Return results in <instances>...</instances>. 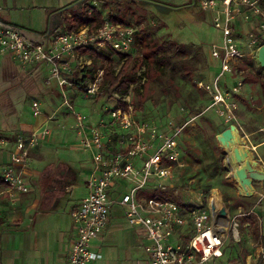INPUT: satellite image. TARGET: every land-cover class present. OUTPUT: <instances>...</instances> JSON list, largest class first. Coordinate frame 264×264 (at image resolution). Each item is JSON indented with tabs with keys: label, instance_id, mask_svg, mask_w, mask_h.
Wrapping results in <instances>:
<instances>
[{
	"label": "built area",
	"instance_id": "built-area-1",
	"mask_svg": "<svg viewBox=\"0 0 264 264\" xmlns=\"http://www.w3.org/2000/svg\"><path fill=\"white\" fill-rule=\"evenodd\" d=\"M198 3L211 14L222 36L210 48L212 58L220 61V73L212 84L200 81V86L211 94L212 106L220 115L241 126L236 114L238 102L231 92L236 94L244 86L242 76L246 75V68L242 62L251 61L264 44L263 0H198ZM138 32L139 27L131 23L103 17L100 26L80 24L63 28L46 41H34L20 27L0 20V57H11L22 68L47 66L50 80L56 81L60 89L62 107L74 118L70 127L76 131L79 146L92 154L93 163L86 181L89 192L71 212L76 235L67 254L68 264H91L102 257L101 252L92 249V240L106 230L111 208L117 201L127 206L128 222L142 229L149 264H213L222 256L231 236L240 240L242 211L232 214L218 188H211L207 195L196 191L183 203L164 196L142 195L150 185L153 189L164 187L174 177L175 166L185 165L186 152L180 136L196 116L182 122L173 112L165 124L144 120L136 116L131 94L121 96L114 92L116 106L107 111L111 118L91 122L84 113L77 112L71 99V89L83 90L87 97L98 96L105 64L93 66V53L110 49L117 54L135 56ZM75 71L82 72V78L73 79ZM227 73L234 78L233 84L227 81L221 86L220 79ZM32 108L35 116L44 113L39 100H33ZM53 118L54 115L47 116L46 122ZM117 126L120 131L116 130ZM51 133L49 124H45L38 130L15 136L11 161L0 172V182L12 194L33 189L28 179L31 151ZM6 142L7 138L0 132V145ZM257 159L264 172V161L261 157ZM120 180L128 181L131 186L117 200L112 190ZM223 209L226 213H222ZM261 255L264 257V249ZM0 264H3L1 258Z\"/></svg>",
	"mask_w": 264,
	"mask_h": 264
},
{
	"label": "rangeland",
	"instance_id": "rangeland-1",
	"mask_svg": "<svg viewBox=\"0 0 264 264\" xmlns=\"http://www.w3.org/2000/svg\"><path fill=\"white\" fill-rule=\"evenodd\" d=\"M79 7L81 6H77L75 3L68 6L69 12L66 13V17L70 16L69 22H74L72 14L87 17L90 14H88V10L93 11L96 8L103 12L104 18L114 14L117 20L139 27L136 56L143 58L145 52H150L148 49L157 48L154 55L153 53L149 54L148 58L145 56L146 65L139 71L141 74L147 70V80L142 79L141 82L130 85V100L138 118L165 124L166 119L173 112L178 114L181 121L191 115L196 116L181 134V145L185 149L186 155L189 156V163L178 169L176 175L168 180L164 187H161L165 193L164 197L179 202V199L183 200L184 197H189L196 191L207 195L212 187L218 186L224 191L225 201L233 213L239 212L237 206L240 204L243 207V212L257 206L255 214L260 224V236L257 237L253 233L249 222H242L241 215L240 240H234L231 236L224 246L222 256L216 258L213 264H251L253 260L259 259L261 257L259 252L264 245V196L260 194L264 193V182L253 178L254 192L252 194L241 193L239 189L249 191L251 186H244L235 175H232L227 162V151L218 137L231 124H236L240 136L248 143L255 158L260 156L264 158V147L263 151L259 148L253 149L252 143L246 135V132L255 130V138L264 139V66L258 58L259 50L251 61L242 62L244 68L250 67L246 75L242 76L244 81L242 92L239 91L236 94L231 92V97L234 99L238 97L239 100L236 114L241 127L235 121L227 120L220 115L212 106L211 94L204 86H200V81L212 84L220 73V61L212 58L210 48L211 44L220 41L222 36L214 26L211 14L200 7L198 0H125L121 6L113 8L110 5L104 6L102 0H91L81 8ZM63 28H67L66 23ZM26 35L34 38L30 33H26ZM262 38L264 40L263 36ZM171 41L180 46L178 52H175L174 45L169 44ZM244 41L248 43L246 39ZM161 47L163 50H158ZM122 64L123 60L117 65V73ZM99 66L101 65H98L97 68ZM48 75L47 66H40V69L35 73H29L21 69L14 59L0 60V131L2 133H10L8 131L9 121H13V126L17 128L20 124L17 121L18 118L28 120L34 116V110H32L34 99L44 101V95L47 96V101L44 102L47 103L49 112L55 110V103H62V100L56 102V96L51 91L43 93L41 87L45 86L48 78L50 80ZM82 75V72L75 71L73 79H80ZM227 81L233 84L234 78L230 73L221 77L219 84L224 86ZM52 82L55 81L52 79ZM136 86H139L138 91H136ZM69 92L71 99L76 104L77 112L84 113L88 116L89 121L111 118L107 111L116 106L113 96L103 93L101 95V91L96 97L85 96L83 90L72 89ZM16 93L20 95L19 99L13 98ZM115 128L117 131L121 130L118 126ZM260 128L263 129L260 130ZM60 130L63 133L66 129L63 127L52 129L51 142L56 143L63 140ZM109 131L113 132V129L109 128ZM67 134L69 150L56 147L49 151L50 157L56 161H69V165L78 172L77 184L81 186L86 178L85 169L92 166V154L83 150L82 147L80 148L76 139V131L69 128ZM256 159L255 164L258 166ZM250 174L252 173L250 172ZM88 192V189L82 187L72 193H64L56 199L50 208L39 209V213L36 215L38 219L37 233H34L36 248H56L62 239L65 243L68 240L70 242V237L75 229L71 215L72 209ZM142 193L144 195L151 194ZM126 210V205L116 203L112 206L111 213L113 215L122 214ZM123 220L126 221L125 218ZM126 227H131L128 222ZM110 238L118 241L114 246H111L116 257L112 264H118V254H122V257L125 254L128 255L135 245H130V248H122L127 244L123 230L115 235L110 234ZM62 243L64 245V242ZM106 248L110 250L109 246ZM37 250L34 252L35 256ZM136 252L137 262L125 259L124 261L129 262L126 264H149V258L142 246L137 247Z\"/></svg>",
	"mask_w": 264,
	"mask_h": 264
},
{
	"label": "crops",
	"instance_id": "crops-1",
	"mask_svg": "<svg viewBox=\"0 0 264 264\" xmlns=\"http://www.w3.org/2000/svg\"><path fill=\"white\" fill-rule=\"evenodd\" d=\"M89 1L91 0H0V20L20 27L24 32L26 31L25 34L30 33L34 37L30 38L27 35L31 40L46 41L55 32L63 29V26L67 22L66 13L69 12V5L75 3L77 4V6H83ZM7 58L13 59L11 57L1 56L0 60H5ZM16 63L18 64L17 61ZM20 68L28 71L29 73H35L38 69H40V66L32 65L27 68H22L20 66ZM48 79L45 82V86L41 87L43 89V93L51 91L52 94L56 96V102L58 100L61 101L62 95L59 87L56 84V81L53 83L52 80ZM16 94L13 95V98L19 99L20 95L18 93ZM47 98L48 97L44 95V101H47ZM34 100L41 101V107L44 113L40 116H35L33 114L34 116L30 117L28 120H21V118H18L17 121H19L20 124L17 128L13 126V121H9L8 131L10 133L7 134L3 132V134L7 138V142L0 145V172H2L11 161L16 135L21 133L27 134L32 131L38 130L45 124H49L51 130L55 127H63L66 130H64L63 133L60 130L63 135V140L53 143L50 141V134L47 140H45L40 146L34 148L31 151V164L29 167L28 179L31 182L33 189L30 192L22 194H12L6 187V185L0 182V258L3 264H68L67 254L71 245V241L76 235L75 229V233L73 232L70 237V242L68 240V242L65 243L64 239H62L60 240L56 248H36L34 235V233H37L36 228L38 219L36 215L39 213V209L50 208L51 206H53L56 199H58V197H60L62 194L72 193L76 189H81L82 187L88 189L86 181L88 180L89 170L91 166L85 169L86 171L84 175L86 178L83 180V185L80 186L79 184H77L78 172L73 166L69 165V161H56L51 159L49 151H51L52 149H56V147H59L60 149L69 150L67 131H69V128H71L70 125L74 123V118L72 114H70L66 109V107H62V103H55V110L49 112L47 110L48 107L46 106V102L41 99ZM236 101L238 102L239 107L238 97L236 98ZM97 114L99 115L100 113L98 112ZM49 115H54V118L47 123L46 120L47 116ZM168 118L166 119V121L168 120ZM188 119H190V116L189 118H187V120ZM92 120L96 121L97 119ZM185 120L186 119H184L182 122H184ZM59 123H63L64 126H60ZM262 129L263 128H260V130ZM255 134V130H252L249 133L246 132L247 138L252 143V148H259L263 151L264 139H256ZM243 141L247 143L244 139ZM180 142L182 144V135L180 137ZM247 146L249 147L248 143ZM260 157L264 161V158L262 156ZM188 163L189 156L185 155V165L175 166L174 176L176 175L178 169L185 167ZM58 167H61V169H66L67 173L58 174L56 172H51L54 170L58 171ZM83 167L85 166L83 165ZM69 168L72 170L71 177H69ZM257 168L260 169V165ZM48 172H50V174H57L55 175L56 180L54 185H49L48 181H45L44 179L45 177L47 178ZM262 181L264 182V180ZM130 186L131 184L128 181L120 180L112 190L114 199L120 200L121 192H127ZM212 188H218L225 200L224 191H222L220 187L216 186ZM152 189L153 188L150 185L145 188L143 192L150 194L152 193ZM239 191L243 194H252L254 192V188L253 186H251V189L249 191H242L240 189ZM260 194L264 196L263 192H261ZM142 195L144 194L142 193ZM203 195H206V193ZM84 196L85 194L83 195V197ZM188 198L189 197H184L183 200L179 199L178 201L180 203H183L184 200H188ZM116 203L119 202L117 201ZM256 207L257 206L251 208L249 211L252 210V213H256ZM237 208L239 212L242 211L243 217L245 215V211L243 212L242 205H238ZM231 213L236 214L233 213L232 210ZM123 218H125L128 222L124 212L122 214L120 213L116 215H113L111 213L109 224L104 233L92 240V249L101 252L102 257L98 260L93 261L91 264H112L113 259L116 257L113 254V250L111 249L113 247L111 246H114L116 243H118V241L116 239L110 238V234L115 235V233H118L121 230L125 232V239L127 243L126 245L122 246V248H130V245H135V247L131 248L128 255H124L125 258L124 256L122 257V254H118V264L129 263L128 261H124L125 259H130V262H137L136 256L138 255L136 249L139 246H142L144 249L147 241L144 238L143 231L139 226H132L128 222L131 227H126L127 222L123 220ZM62 242H64V245ZM106 246H109L110 250L109 248H106ZM263 249L264 245L261 247V250L259 252L260 256ZM36 250L37 253L35 256L34 252ZM259 259L257 258L253 260L251 264H258Z\"/></svg>",
	"mask_w": 264,
	"mask_h": 264
},
{
	"label": "trees",
	"instance_id": "trees-1",
	"mask_svg": "<svg viewBox=\"0 0 264 264\" xmlns=\"http://www.w3.org/2000/svg\"><path fill=\"white\" fill-rule=\"evenodd\" d=\"M125 0H102V3L104 6L110 5L112 8L117 6H121L122 3ZM264 3V0H263ZM82 7V6H81ZM79 7V8H81ZM90 10H88L89 14ZM74 18V22H69L68 19L70 16L66 17V22L67 27H76L80 24H89L91 26H100L103 20V12L98 9H94L91 11V14L87 17H79L78 15L72 14ZM110 17L113 19L117 20V17L112 14ZM84 19V20H83ZM140 33H138L139 36ZM137 36V37H138ZM143 40V37H142ZM143 42H145L143 40ZM170 45H174L173 47L176 49L175 52H178L180 49V46L177 43L170 42ZM146 45V44H145ZM151 49V48H150ZM150 52H145L143 55L144 57L142 58L141 56H133V55H126V54H117L112 50H106L104 52H98L95 51L93 53L94 56V64L93 66L97 67L98 64H105V70H104V76H103V81L101 83V95L103 94H109V96H112V93L114 92H119L121 96H126L129 94L130 90V85L136 84L138 82H141L142 79H146L147 70H144L141 74H139V71L144 67L145 61L144 58L145 56L148 58L150 57L149 54L154 55L155 52H157V48L154 50H150ZM147 50V51H148ZM158 50H163V48H158ZM123 60V64L120 68V70L117 73V65L121 63ZM94 67V68H95ZM94 68H91L94 70ZM250 68V67H249ZM248 67L246 68V72L249 69ZM90 69V70H91ZM139 90V86H136V91ZM120 106L127 107L128 105L126 103H120ZM59 170H54L51 172H56L58 174H66L67 170L66 169H61V167H58ZM53 170V169H52ZM55 175L57 174H50V172L47 173V178L45 177V181H48L49 185H54L56 177ZM72 176V170L69 168V177ZM153 195L157 196H165L164 191L162 190L161 187H157L155 189H152L151 191ZM241 205V204H240ZM242 222L246 223L249 222L251 225V229L253 233L256 234L257 237L260 236V224L257 219V215L255 213H252L249 211H245V215L242 217ZM258 264H264V257L261 255Z\"/></svg>",
	"mask_w": 264,
	"mask_h": 264
},
{
	"label": "bare ground",
	"instance_id": "bare-ground-1",
	"mask_svg": "<svg viewBox=\"0 0 264 264\" xmlns=\"http://www.w3.org/2000/svg\"><path fill=\"white\" fill-rule=\"evenodd\" d=\"M222 144L227 151V162L229 163V166L231 168L232 175H236V170L241 166L246 165L247 162L255 164V155L252 151H250L247 143L243 141L237 128L233 130V137L230 140L222 142ZM239 156H241V158ZM217 203L219 206L220 202L217 201Z\"/></svg>",
	"mask_w": 264,
	"mask_h": 264
},
{
	"label": "water",
	"instance_id": "water-1",
	"mask_svg": "<svg viewBox=\"0 0 264 264\" xmlns=\"http://www.w3.org/2000/svg\"><path fill=\"white\" fill-rule=\"evenodd\" d=\"M258 58L260 63L264 66V44L259 48ZM238 129L236 124H231L228 128H226L222 134H220L218 137L221 142H225L226 140H230L233 137V130ZM239 130V129H238ZM251 151V150H250ZM241 158V156H239ZM243 159V157H242ZM256 159V158H255ZM258 166H259V160L256 159ZM255 164H252L250 162H247L246 165L241 166L236 170V177L239 179V181L243 185H249L253 186V178H257L260 180H264V172L260 169H258ZM250 172L252 174H250ZM222 213H226V210L223 209Z\"/></svg>",
	"mask_w": 264,
	"mask_h": 264
}]
</instances>
